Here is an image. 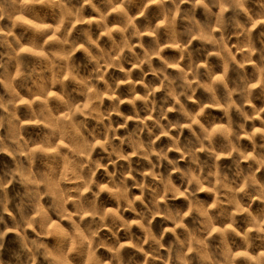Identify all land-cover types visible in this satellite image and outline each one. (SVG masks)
<instances>
[{
  "label": "rangeland",
  "instance_id": "1",
  "mask_svg": "<svg viewBox=\"0 0 264 264\" xmlns=\"http://www.w3.org/2000/svg\"><path fill=\"white\" fill-rule=\"evenodd\" d=\"M0 264H264V0H0Z\"/></svg>",
  "mask_w": 264,
  "mask_h": 264
}]
</instances>
